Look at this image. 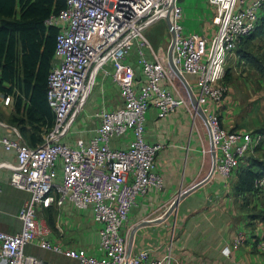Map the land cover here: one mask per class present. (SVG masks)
<instances>
[{
  "label": "built area",
  "instance_id": "built-area-1",
  "mask_svg": "<svg viewBox=\"0 0 264 264\" xmlns=\"http://www.w3.org/2000/svg\"><path fill=\"white\" fill-rule=\"evenodd\" d=\"M210 2L215 10L213 34L208 37L185 31L180 20L183 5L175 0V37L171 33V41L177 69L168 50H155L145 35L149 24L166 17L171 0H67L64 8L48 18L49 23L60 27L47 90L55 122L43 131L37 144L29 143L15 124H10L9 132L0 133V146L16 154L10 182L30 192L19 211L22 228L16 232L0 228V264H43L42 258L25 251L35 240L43 248L76 259L78 264H168L152 256L148 248L129 252L122 230L138 195L163 184L156 161L163 143L145 136L146 113L152 104L165 116L189 99L193 115H201L207 130L206 150L212 166L227 177L249 152L259 144L264 147L263 130L228 127L220 112L229 89L223 81L228 57L242 38L256 29L264 15V0ZM135 38L140 43L141 75L122 80L115 74L121 104L96 112L100 122L89 138L75 135L72 140L64 139L94 69L108 60L126 58ZM144 45L150 46L152 57L146 55ZM164 77L180 94L161 82ZM2 97L7 104L13 102L12 94L2 92ZM127 132L131 137L126 146L112 145V138ZM255 186L264 189V175L255 179ZM67 198L79 208H92L99 223L100 254L51 237L52 226L44 210L60 206ZM241 240L243 235L235 238L236 243ZM258 246L264 253V232Z\"/></svg>",
  "mask_w": 264,
  "mask_h": 264
},
{
  "label": "crops",
  "instance_id": "crops-1",
  "mask_svg": "<svg viewBox=\"0 0 264 264\" xmlns=\"http://www.w3.org/2000/svg\"><path fill=\"white\" fill-rule=\"evenodd\" d=\"M181 3L185 31L199 30L210 37L213 34L212 16L215 10L210 0H181ZM205 4L209 6L207 10L203 9L202 5ZM190 6H199L194 11V17L201 20L198 29L192 24ZM239 55L242 56L241 53ZM161 82L175 94H180L169 78L164 77ZM227 98L220 105L224 124L228 127H244L242 124L236 126L228 118L230 105ZM85 101L83 108L88 113L121 104L120 87L108 70L100 69L94 91ZM192 101L196 102L195 97ZM192 104L187 99L165 116L159 115L156 105H151L146 113V138L163 143L156 158L163 184L161 187H150L145 194L138 195L137 202L132 206L122 227L127 235L128 251L135 253L148 248L152 256L163 258L168 264H264V253L258 246V239L264 232V189L238 193L234 187L239 176L238 170L230 177L214 170L211 155L206 150L209 146L207 130L201 115H193ZM13 111V103H5L0 91V133L11 130L9 118ZM97 119L96 126L100 122V118ZM94 132L75 135L89 138ZM75 135L68 134L64 139L72 140ZM130 137L131 133L127 132L112 138L111 143L123 146L128 144ZM263 151L264 147H261L249 152L243 163L248 162L250 154L264 158ZM16 160L14 151L0 146V228L10 232L22 228L23 220L19 211L30 197L28 190L10 182L11 165ZM180 194L182 197L169 212L170 205ZM72 205L79 208L67 198L57 208L64 207L66 210ZM79 209H89L87 214L92 219L80 217V222L86 224L90 219L93 220L96 226L93 238L84 236L75 241L67 234L60 219L56 222L59 234L52 227L51 237L100 254L99 223L91 207ZM239 235H243V240L236 243L235 238ZM225 246L230 249L225 250ZM35 255L43 257L42 254ZM51 264L78 262L59 253L52 257Z\"/></svg>",
  "mask_w": 264,
  "mask_h": 264
},
{
  "label": "trees",
  "instance_id": "trees-1",
  "mask_svg": "<svg viewBox=\"0 0 264 264\" xmlns=\"http://www.w3.org/2000/svg\"><path fill=\"white\" fill-rule=\"evenodd\" d=\"M66 2L0 0V91L13 95L14 111L10 122L20 128L31 144L40 142L43 131L55 122L47 90L60 27L49 23L48 18L64 8ZM251 33L244 36L237 47L242 57L264 67L263 54L255 53L249 46L255 35L264 34V15ZM257 130L264 131V127ZM255 149H261V144ZM237 170L235 191H253L257 189L255 179L264 175V158L250 154L248 162L242 163ZM53 208L51 205L45 210Z\"/></svg>",
  "mask_w": 264,
  "mask_h": 264
},
{
  "label": "rangeland",
  "instance_id": "rangeland-1",
  "mask_svg": "<svg viewBox=\"0 0 264 264\" xmlns=\"http://www.w3.org/2000/svg\"><path fill=\"white\" fill-rule=\"evenodd\" d=\"M202 6L204 10L206 8L208 9L209 7L208 4ZM190 7L192 9V24L195 29H198L201 20L194 17V11L199 6L197 8H195L194 6ZM205 13L206 11L204 12V14ZM184 18L185 17L183 16V18H181L180 20L183 22ZM192 32L200 33L199 30ZM145 35L150 39L155 50H168L171 41V30L169 28L167 18L162 17L149 24L145 28ZM249 42V46L255 53L263 54L264 63V34L255 35L253 40ZM139 47V40L135 38L133 40L132 48L126 58H123L118 62L116 60H108L99 68L105 71L108 70V72L113 76L115 80V74L119 79L122 80L135 79L140 74ZM238 48H236L234 52L229 55L226 63L225 75L223 78L224 83L229 86L227 92V100L229 99L228 104L230 105V107L229 111L227 112V116L232 120V123H236V126L242 124L248 129L255 130L264 127V67L257 64L253 60L240 56ZM143 49L147 56L152 57L151 48L149 45H144ZM106 66L110 68L112 67V71L111 69H107ZM99 71L97 72L94 82L93 80L91 81L90 86L87 89V93L85 92L84 96H81L80 101H82V104L71 120V131L69 133L71 135H83L86 133L94 132L95 130V126L98 121V115L93 112H86L83 106L84 102H86L85 99L87 97H90L94 91V88L98 81ZM116 82L118 83L117 80ZM56 207L57 206H54L53 209L44 210V212L47 216L48 222L56 231L55 233L57 235L59 234V232H57L58 229L56 222L60 219L61 223L64 225L67 231V234L69 236H72V239H74L75 241L80 240L81 237L84 236H87L89 239L93 238L92 236L95 233L96 226L93 220H91V215L89 213V215L87 214V211L89 209L82 210L75 207L74 205L68 207L66 210L64 207ZM82 211L84 213L80 214ZM85 216L91 218L86 224L83 221L80 222V217L84 219ZM84 231H86L85 234ZM25 251L26 253L31 252L34 254H42V256L46 260L45 261L43 257L39 256L40 258H42L43 264H45V262L46 264H51L52 257L59 254V252L41 247L40 245H38L36 240L27 244Z\"/></svg>",
  "mask_w": 264,
  "mask_h": 264
},
{
  "label": "water",
  "instance_id": "water-1",
  "mask_svg": "<svg viewBox=\"0 0 264 264\" xmlns=\"http://www.w3.org/2000/svg\"><path fill=\"white\" fill-rule=\"evenodd\" d=\"M174 5H175V0H171V3L167 8V14H166L167 22H168V25H169V28L171 30L173 38L175 37V30H174L173 22H172ZM172 48H173V39H172L171 44L169 46L168 53H169V58L172 62V65L177 69L176 65L173 63V60H172ZM195 100H196V98H195ZM195 103L197 104V100ZM181 197H182V194H180L178 197L175 198V200L172 202V204L168 210L169 212H171L170 209H171L172 205H176Z\"/></svg>",
  "mask_w": 264,
  "mask_h": 264
},
{
  "label": "bare ground",
  "instance_id": "bare-ground-1",
  "mask_svg": "<svg viewBox=\"0 0 264 264\" xmlns=\"http://www.w3.org/2000/svg\"><path fill=\"white\" fill-rule=\"evenodd\" d=\"M100 70V68L97 66L95 69H94V72H93V75H92V77H91V79H90V82H89V86H90V83H91V81L93 80V82H94V80H95V78H96V75H97V72ZM92 82V83H93ZM89 88V87H88ZM88 91V90H87ZM87 91H86V93H87ZM84 100V99H83ZM82 102V101H81ZM79 103V106H78V109H79V107L81 106V104L82 103ZM75 114H76V112H75ZM171 206V205H170ZM174 209V205H172V207H171V209H170V211H172Z\"/></svg>",
  "mask_w": 264,
  "mask_h": 264
}]
</instances>
